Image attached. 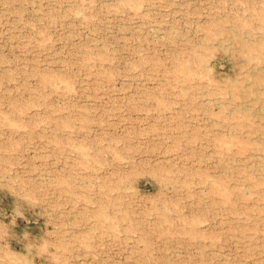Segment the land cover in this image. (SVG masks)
Listing matches in <instances>:
<instances>
[{
    "label": "rangeland",
    "instance_id": "374dc122",
    "mask_svg": "<svg viewBox=\"0 0 264 264\" xmlns=\"http://www.w3.org/2000/svg\"><path fill=\"white\" fill-rule=\"evenodd\" d=\"M0 264H264V0H0Z\"/></svg>",
    "mask_w": 264,
    "mask_h": 264
}]
</instances>
